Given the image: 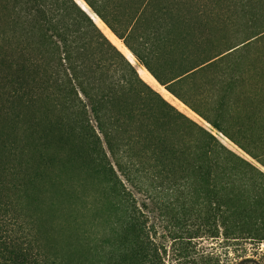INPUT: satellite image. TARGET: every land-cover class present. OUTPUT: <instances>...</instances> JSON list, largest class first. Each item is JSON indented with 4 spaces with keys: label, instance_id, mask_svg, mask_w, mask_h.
Returning a JSON list of instances; mask_svg holds the SVG:
<instances>
[{
    "label": "trees",
    "instance_id": "16d2710c",
    "mask_svg": "<svg viewBox=\"0 0 264 264\" xmlns=\"http://www.w3.org/2000/svg\"><path fill=\"white\" fill-rule=\"evenodd\" d=\"M84 1L151 72L146 58L173 57L175 50L191 44L230 42V30L207 24L233 16L180 7L191 0H136L130 13L101 12ZM203 15L208 28L200 29ZM263 35L261 30L242 43ZM150 42L168 44L174 54L165 57L147 47ZM227 54L203 57L209 59L167 83L152 74L163 85L180 83L184 92L177 96L198 111L186 97L192 89L186 85L189 77ZM254 99L257 109L244 112L246 121L240 125L245 129L236 131L241 139L206 119L264 166V58H257V97L246 96ZM249 126L257 136L248 135ZM119 173L132 186L140 174L160 181L153 192L137 190L152 200L159 198V189L174 193L192 188L207 192L210 200L229 202L237 218L249 221L256 213L253 204L232 202L253 198L257 175L264 184L260 167L145 82L76 0H0L2 264H79L68 256L77 245L60 244L58 237L63 232L80 238L101 220L110 222L109 230L139 263L148 261L143 237L149 233L148 203H139ZM85 175L94 177L93 188ZM48 180L64 186V210L48 201Z\"/></svg>",
    "mask_w": 264,
    "mask_h": 264
},
{
    "label": "rangeland",
    "instance_id": "374dc122",
    "mask_svg": "<svg viewBox=\"0 0 264 264\" xmlns=\"http://www.w3.org/2000/svg\"><path fill=\"white\" fill-rule=\"evenodd\" d=\"M76 1L94 18L110 42L136 67L145 82L177 110L212 131L229 148L264 171V166L260 162L219 132L208 121L220 123L221 126L227 128L226 131L232 133L237 139H241V134L236 131L237 128L245 129L244 125H240L246 121L244 112L257 109V99L246 100V96L257 97V58H264V35L251 39L246 45L242 42L264 30V0L183 2L180 7L184 10H203L206 13H223L233 16L226 21L219 20L217 23L213 22L212 25L211 22L207 24L209 28L216 25V28L223 27L230 30L226 34L230 42L223 46L214 43L199 46L191 44L187 45L188 48L185 50H175L176 54L173 57L146 58L152 72H155L163 83H167L172 78L183 74L195 63L209 59L203 57L211 54L212 57L225 51L229 53L217 59L214 65L207 68L205 72L189 77L190 80L186 85L187 88L192 89L186 97L195 104L196 107L193 106L198 111L191 108L188 105L189 102L186 104L177 96V94L182 96L180 90L184 92V87L180 88V83L161 84L152 72L136 58L124 40L107 26L84 0ZM163 1L168 2V0ZM50 2L52 0H48V3ZM90 2L101 12L117 10V13H130L136 9V0H90ZM178 7L179 5L176 6ZM207 18L208 16L203 15L197 27L208 28ZM223 22H226L225 25ZM146 34L153 37L149 31ZM147 47L155 49L165 57L174 52V47L168 44L157 45V43L150 42ZM231 48L235 50L232 51ZM16 57H20L19 54H16ZM41 73V69L37 70V74ZM253 127L249 126L248 135L251 132L257 136ZM245 134L247 136V133ZM261 157L260 159L264 160V156ZM119 176L125 185L131 187L136 193L139 203H148V207H144V210L148 216L146 225L149 233L143 236L149 245L148 261L139 263L129 247L121 246L120 239H118L120 237L109 230L111 224L106 220L96 222V230L85 231L80 238H76L74 234L62 232L58 237L60 244L77 245L68 254L70 259L79 264H264V184L258 181L263 180L260 175H257V189L251 193L252 199H239L232 202L253 204L250 209L256 213L250 221L237 218L229 202L226 203L221 199L210 200L207 192L197 193L195 189L184 187L174 193L159 189L157 194L159 198L155 201L148 198L144 191L137 190L142 187L149 188L153 192L155 189L153 186H157L160 181L153 180L148 173L140 174L138 185L132 186L120 173ZM85 177L89 182L88 186L93 188L94 177L90 175H85ZM51 184L53 185L50 186ZM44 187L50 192L48 201L50 203L54 201L56 206L64 210L67 203V198L62 194L64 186L48 180ZM222 194L224 195V192ZM2 263L3 257L0 255V264Z\"/></svg>",
    "mask_w": 264,
    "mask_h": 264
}]
</instances>
